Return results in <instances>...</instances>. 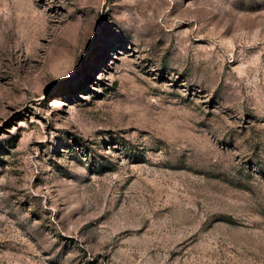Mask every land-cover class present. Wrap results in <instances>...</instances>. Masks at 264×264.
<instances>
[{"label":"rangeland","instance_id":"374dc122","mask_svg":"<svg viewBox=\"0 0 264 264\" xmlns=\"http://www.w3.org/2000/svg\"><path fill=\"white\" fill-rule=\"evenodd\" d=\"M0 0V264H264V0Z\"/></svg>","mask_w":264,"mask_h":264},{"label":"water","instance_id":"95a60500","mask_svg":"<svg viewBox=\"0 0 264 264\" xmlns=\"http://www.w3.org/2000/svg\"><path fill=\"white\" fill-rule=\"evenodd\" d=\"M107 2H108V0H106L103 10L106 9V4H107Z\"/></svg>","mask_w":264,"mask_h":264}]
</instances>
